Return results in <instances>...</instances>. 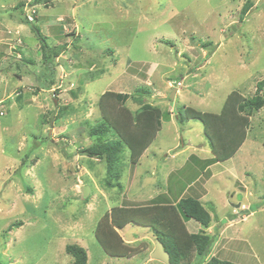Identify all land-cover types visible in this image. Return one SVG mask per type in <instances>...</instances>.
Wrapping results in <instances>:
<instances>
[{"label": "rangeland", "instance_id": "374dc122", "mask_svg": "<svg viewBox=\"0 0 264 264\" xmlns=\"http://www.w3.org/2000/svg\"><path fill=\"white\" fill-rule=\"evenodd\" d=\"M25 19L39 27L49 63ZM263 78L264 0H0V264H72L71 243L86 264H140L155 245L149 227L110 232L122 256L104 252L97 227L133 209L138 220L178 177L179 196L199 193L210 215L203 226L173 210L179 233L210 238L202 256L198 239L189 242L181 262L264 264V104L218 162L200 120L185 117L187 107L219 114L231 92L251 97ZM141 88L142 101L168 115L136 164L122 149L111 166L121 187H111L105 160L84 150L103 139L90 133L103 115L135 112ZM105 92L128 98L99 105ZM120 206L127 211L116 214Z\"/></svg>", "mask_w": 264, "mask_h": 264}, {"label": "trees", "instance_id": "16d2710c", "mask_svg": "<svg viewBox=\"0 0 264 264\" xmlns=\"http://www.w3.org/2000/svg\"><path fill=\"white\" fill-rule=\"evenodd\" d=\"M41 1L46 3L50 0H33L34 3H39ZM25 22L30 25L31 31L36 34L40 41V46L43 50V60L45 63H49V47L39 27L32 20L25 19ZM56 53H59V51H56ZM263 89L264 78L256 82L255 94L251 97L243 98V96L241 97L236 91L231 92V94L226 97L219 114L198 111L187 107L185 110V117L188 119L196 118L200 120L203 125V131L213 154V158L210 159L212 162L226 160L242 145L249 124L248 117L254 110H258L264 104V97L260 94ZM143 90L144 89L139 91L141 96L139 95L136 100L139 103V107L132 115L127 113L126 115L120 116V118H113L111 113V116L103 115L104 117H101V122L91 128V134H96L103 139L89 145L84 151L90 156L97 155L105 160L108 175L105 183L108 186L121 187V183L113 179L120 176L121 173L117 169L112 170L113 168H111V166L115 164L117 160L119 161L122 149L126 147L129 150L130 163L133 162L136 164L143 150L151 144L159 131L161 119L163 120V117L166 118L168 115L167 111L161 112L158 107L142 101L143 95L141 92ZM109 95L115 97L117 101L122 104L128 98V94L126 93L112 94L111 92H105L99 100V105H103ZM237 100H239L238 103ZM235 103L237 104L236 109L234 108ZM181 118L182 115L178 114L177 119L180 121ZM115 120H117V122ZM112 129L114 130L112 132L115 133L116 138L115 140H108L107 133ZM180 181H182L180 177L172 182L168 179L164 187L170 192V201L176 203L175 206L171 203H165V201L162 200L159 201L160 195H158L152 199L153 202L151 204L139 208L137 212H142V216L139 217L138 220H136V216L134 215V209L131 210L132 212L130 214L118 215L117 213L126 212L127 210H125L123 206L113 208L116 211L117 217H111L112 222H109L106 226L104 225V230L102 226L97 227L95 233V237L102 246L104 252L112 256L124 255V252L118 253L113 250V245L109 244V234L111 232L114 235V228H122L124 225L131 223L142 227H149L155 238L159 239L163 243L165 250L168 251L172 264H183L181 259L184 256V251L188 250L189 242L196 239H198L196 241L198 248L197 255L202 256L209 246L210 238L206 235L197 237L196 234H189L187 236L186 234L179 233L178 230H181L182 222H179L173 210L175 211V207H177L185 220L193 219L203 226L209 225L210 215L208 210L201 205L197 198L192 196H179L180 194L178 193L177 186H179ZM162 228H165V230ZM65 251L73 258L72 264H86L87 254L83 247L71 243L66 245ZM204 264L238 263L212 257Z\"/></svg>", "mask_w": 264, "mask_h": 264}, {"label": "water", "instance_id": "95a60500", "mask_svg": "<svg viewBox=\"0 0 264 264\" xmlns=\"http://www.w3.org/2000/svg\"><path fill=\"white\" fill-rule=\"evenodd\" d=\"M174 91H175V88L170 94V99L174 98ZM88 191H89V188L87 186H84L83 196H86ZM149 259H157L163 262L164 264H172L170 261V255L168 251L165 250L163 243L159 239H155V245L153 247V250L149 252L146 256H144L140 264H142L143 262Z\"/></svg>", "mask_w": 264, "mask_h": 264}, {"label": "crops", "instance_id": "0c3cea01", "mask_svg": "<svg viewBox=\"0 0 264 264\" xmlns=\"http://www.w3.org/2000/svg\"><path fill=\"white\" fill-rule=\"evenodd\" d=\"M155 175H156V173H155ZM165 177V176H164ZM167 179V178H166ZM166 179H165V183H167L166 182ZM208 181V180H207ZM186 185V184H185ZM184 185V186H185ZM159 188H160V186H159ZM160 189H162V195L161 194H159V195H161L162 196V201H165L166 203H169L168 202V200H170L171 199V196H167V194H168V190L166 189V188H160ZM198 192V191H197ZM198 194L199 193H195V195H192V194H190L191 196H193V197H195V198H198L197 196H198ZM164 196V197H163ZM199 200H200V198H198ZM173 202V201H172ZM174 203V202H173ZM145 229V228H144ZM152 250H153V248H152ZM151 250V251H152ZM155 260H157V259H155ZM161 262V261H160Z\"/></svg>", "mask_w": 264, "mask_h": 264}]
</instances>
